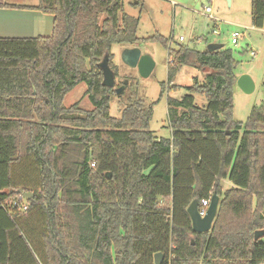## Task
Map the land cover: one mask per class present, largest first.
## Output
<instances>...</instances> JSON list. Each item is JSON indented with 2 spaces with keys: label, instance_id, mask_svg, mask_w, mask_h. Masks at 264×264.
Returning a JSON list of instances; mask_svg holds the SVG:
<instances>
[{
  "label": "trees",
  "instance_id": "trees-1",
  "mask_svg": "<svg viewBox=\"0 0 264 264\" xmlns=\"http://www.w3.org/2000/svg\"><path fill=\"white\" fill-rule=\"evenodd\" d=\"M32 8L54 17L51 36L0 38V264H154L158 252L161 264L262 262L264 101L244 122L234 118L231 49L168 48L167 84L181 66L205 72L167 98L171 136L157 138L151 107L133 100L114 117L115 90L102 85L99 64L107 57L113 68L112 46L145 40L123 0ZM263 21L264 0H251V24ZM79 83L91 109L63 104ZM213 192L212 227L194 233L186 209Z\"/></svg>",
  "mask_w": 264,
  "mask_h": 264
},
{
  "label": "rangeland",
  "instance_id": "rangeland-1",
  "mask_svg": "<svg viewBox=\"0 0 264 264\" xmlns=\"http://www.w3.org/2000/svg\"><path fill=\"white\" fill-rule=\"evenodd\" d=\"M250 1L230 0L229 3V0H123L124 12L139 18L138 37L145 39L134 47L151 56L155 67L148 77L143 78L136 68L129 67L121 59L123 49L132 47L123 44L112 46L111 63L115 72L113 89L123 85L124 81L127 84L121 94H111L110 114L120 117L122 109L130 101L142 100L147 107L152 108L148 128L157 138H170L167 98H179L187 93L185 87L193 84L195 80L202 82L205 70L181 66L172 83L167 84V48L158 40L146 39L160 33L166 37L173 35V40L168 43L170 46L179 42L189 48L204 51L209 43L215 42L221 44V48L231 49L237 61L236 73L248 74L255 85L254 90L248 94L237 85L233 89V116L244 122L251 109L264 101V23L262 27H252ZM206 7L211 11L206 12ZM233 31L240 33L236 45L231 43ZM179 35L184 37V41H178ZM251 50L257 54L251 56ZM163 82L166 86L161 94ZM176 85L177 88H174ZM85 90L86 85L79 83L66 94L63 104L70 106L78 103L84 109H91L92 105ZM194 101L198 106L207 102L198 94L194 95ZM259 264H264V260Z\"/></svg>",
  "mask_w": 264,
  "mask_h": 264
},
{
  "label": "water",
  "instance_id": "water-1",
  "mask_svg": "<svg viewBox=\"0 0 264 264\" xmlns=\"http://www.w3.org/2000/svg\"><path fill=\"white\" fill-rule=\"evenodd\" d=\"M221 44L212 43L209 44L207 49L208 51H212L215 49L221 48ZM122 61L128 65L129 67L136 68L139 75L143 78L148 77L154 67L155 62L151 56L141 53L138 47L125 48L121 53ZM100 68L102 71L103 79L102 85L106 87H115V75L113 70L109 67L108 58L104 57V59L100 62ZM127 84V81H124L123 85L115 88L116 94H121L124 90V86ZM236 85L240 88L244 93H251L254 88V82L252 78L248 74H240L237 76ZM108 178H110V173L106 174ZM19 192L22 196L26 198H30L33 196L32 193L23 192L22 189H19ZM198 199H194L187 207L186 211L189 215L191 221V228L194 233H204L211 229L213 221L216 217V213L219 205V197L216 192H213L210 196V203L207 208L205 216L201 217L198 213ZM263 234L262 231H255L254 238L258 239ZM154 264H161L164 258V255L160 252L155 253L153 256Z\"/></svg>",
  "mask_w": 264,
  "mask_h": 264
},
{
  "label": "crops",
  "instance_id": "crops-1",
  "mask_svg": "<svg viewBox=\"0 0 264 264\" xmlns=\"http://www.w3.org/2000/svg\"><path fill=\"white\" fill-rule=\"evenodd\" d=\"M38 3L39 0H0V38H35L39 36H51L54 27V17L50 14H46L32 8L34 6H37ZM136 3L139 4V2ZM11 5L14 7H10ZM252 27L254 26L252 25ZM154 35H158L164 37L165 39H168V42L166 44L167 47L165 46L167 48V51L169 47L177 48V46L180 44L179 42H175V46H170L168 44L169 42H171V40H173L172 34L167 37L160 33H155ZM179 37L183 36L179 35L178 41H180ZM182 41H184V37ZM256 54L257 52L255 51V55ZM221 184L224 190L232 187V183L227 178L221 180Z\"/></svg>",
  "mask_w": 264,
  "mask_h": 264
},
{
  "label": "built area",
  "instance_id": "built-area-1",
  "mask_svg": "<svg viewBox=\"0 0 264 264\" xmlns=\"http://www.w3.org/2000/svg\"><path fill=\"white\" fill-rule=\"evenodd\" d=\"M205 11L206 12H210L211 9L209 7H206L205 8ZM214 32L217 33V31L215 30ZM240 37V33L238 31H233L231 33V43L236 45L237 42H238V39ZM179 40L182 41L183 40V37H179ZM251 56H254L255 55V51H251ZM209 203H210V196L208 198H203L199 201V205H198V213L201 217L205 216L206 214V211H207V208L209 206ZM27 209V206L26 205H23L22 207V210H26Z\"/></svg>",
  "mask_w": 264,
  "mask_h": 264
}]
</instances>
